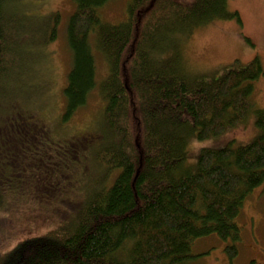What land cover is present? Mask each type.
I'll return each instance as SVG.
<instances>
[{"label":"trees","instance_id":"obj_1","mask_svg":"<svg viewBox=\"0 0 264 264\" xmlns=\"http://www.w3.org/2000/svg\"><path fill=\"white\" fill-rule=\"evenodd\" d=\"M5 1L0 0V214L8 218L18 212L19 199L33 194L31 183L12 168L11 156L18 149L36 160L38 151L27 139L39 138V125L29 122L38 108L12 111L3 91L24 65L7 41L15 29ZM73 1L66 29L71 69L57 122L70 123L98 86L97 49L109 67L99 86L105 102L99 150L71 198L54 195L47 184L41 189L51 200L72 205L70 220L21 237L0 251V264H189L193 242L213 234L230 240L226 252L235 264V219L249 194L264 184V108L256 109L252 100L264 69L255 58L247 65L235 61L219 78H191L173 41L215 20L241 23L239 12L228 9L231 0H131L125 21L114 25L100 16L111 0ZM61 20L59 13L46 16L49 38L38 46L56 40ZM170 49L175 53L169 56ZM252 112L258 129L253 141L204 147L194 164L188 162L194 141L245 124ZM93 142L85 140L82 147ZM75 148L52 150L66 163Z\"/></svg>","mask_w":264,"mask_h":264},{"label":"rangeland","instance_id":"obj_2","mask_svg":"<svg viewBox=\"0 0 264 264\" xmlns=\"http://www.w3.org/2000/svg\"><path fill=\"white\" fill-rule=\"evenodd\" d=\"M130 1L111 0L100 9L102 20L114 25L124 22ZM5 3V10H10L7 18L13 19L15 29L7 41L20 54V62L25 66L16 70L8 89L6 87L3 91L11 98L9 109L12 111L24 105L38 108L29 122L39 125L36 127L39 138L30 136L27 140L33 141V148L39 156L36 155V160L31 162L29 156H23L18 149L11 156L12 168L15 173L22 172L26 183H31L33 194L19 199L21 205L14 215L6 218L0 214V251L27 234L46 231L70 220L72 205L57 197L51 200L50 196L42 194L41 189L47 184L54 189V195L62 194L63 198L69 199L71 191L77 188L76 180L79 181L84 170H91V156L99 150L96 138L103 128L105 108L99 86L109 74L104 56L95 49L98 86L71 122L59 125L57 120H61L66 103L63 90L72 61L66 29L75 10L74 1L6 0ZM228 9L239 12L241 23L236 19L215 20L197 28L187 39L179 35L174 37L173 43L179 48L184 68L191 78H219L235 61L247 65L255 58L260 60L264 69V0H231ZM52 12L62 16L58 36L50 44L38 46L36 42L44 43L49 38L43 27L47 25L46 16ZM174 53L172 49L167 52L169 56ZM252 100L256 109L264 108V75L254 82ZM257 133L256 114L252 112L245 124L228 128L218 137L194 141L188 162L195 163L201 148H223L231 141L244 145L253 141ZM16 139L12 140L15 147ZM74 139L78 140L73 143ZM85 140L94 142L85 148L82 147ZM74 146L75 152L70 154L72 161L66 160V163L52 150H69ZM94 171H99L96 165ZM31 177L37 179L31 182ZM58 186L59 190L55 191ZM235 223L239 229L235 264H264V184L249 194ZM229 243L230 240L223 241L215 234L196 239L192 245L195 258L189 264H230L226 252Z\"/></svg>","mask_w":264,"mask_h":264},{"label":"bare ground","instance_id":"obj_3","mask_svg":"<svg viewBox=\"0 0 264 264\" xmlns=\"http://www.w3.org/2000/svg\"><path fill=\"white\" fill-rule=\"evenodd\" d=\"M89 45V44H88ZM83 105V104H82Z\"/></svg>","mask_w":264,"mask_h":264}]
</instances>
